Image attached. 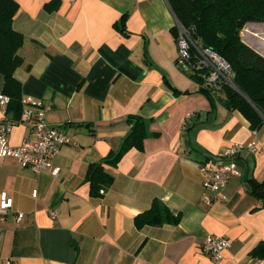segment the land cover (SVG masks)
<instances>
[{"label": "crops", "instance_id": "1", "mask_svg": "<svg viewBox=\"0 0 264 264\" xmlns=\"http://www.w3.org/2000/svg\"><path fill=\"white\" fill-rule=\"evenodd\" d=\"M15 1L21 99L49 105L46 123L70 143L51 160L57 176L0 158V203L12 204L0 264H264L251 255L264 243V207L248 185L264 181V125L254 134L221 90L202 92L177 64L167 0H54L49 10L53 0ZM240 36L264 57V23H247ZM3 84L0 74V94ZM134 116L147 122V137L103 165L113 182L91 197L89 168L120 150ZM7 124L11 145L34 139L20 113L0 110V128ZM237 146L227 200L205 205L199 166ZM154 202L170 221L137 228L135 217ZM209 235L231 241L218 263L202 250Z\"/></svg>", "mask_w": 264, "mask_h": 264}, {"label": "trees", "instance_id": "2", "mask_svg": "<svg viewBox=\"0 0 264 264\" xmlns=\"http://www.w3.org/2000/svg\"><path fill=\"white\" fill-rule=\"evenodd\" d=\"M45 5L49 10L54 3ZM172 13L182 27L191 32L194 40L212 49L226 60L233 71L236 89L223 86V105L238 111L255 130L264 125V57L244 44L240 33L247 23H264V0H167ZM18 10L15 0H0V74L4 78L2 94L10 98L5 113L21 114V85L14 77L21 65L17 50L23 42L22 36L13 29V18ZM177 37V29L173 28ZM187 68V67H185ZM191 77L202 86V77L192 73ZM209 89L202 87L208 94ZM132 128L124 139L120 150L111 154L101 164H93L87 173L90 196L100 197V190H107L113 177L103 169V165H115L123 154L132 147L140 148L147 137V122L131 117ZM249 194L264 207V181L249 180ZM163 217H170L166 207L154 202L145 212L134 219L135 226H161ZM170 221V220H169ZM178 222V217L172 219ZM253 257L264 258V243L258 244L251 252Z\"/></svg>", "mask_w": 264, "mask_h": 264}, {"label": "built area", "instance_id": "3", "mask_svg": "<svg viewBox=\"0 0 264 264\" xmlns=\"http://www.w3.org/2000/svg\"><path fill=\"white\" fill-rule=\"evenodd\" d=\"M174 15V14H173ZM177 64L185 66L191 73H197L202 77V87L219 91L227 85L236 89L233 82V71L230 64L212 49L205 47L194 40L191 32L177 21ZM10 98L0 94V110L5 113ZM50 106L30 98L21 99V118L32 122L34 139L21 143L18 146L10 144L7 134L11 125L0 128V158L14 159L21 167L30 169L34 173L50 171L57 176L58 169L53 168L51 160L59 153L62 146L69 144L70 139L59 129L51 127L45 121V114ZM256 134V130L254 131ZM257 142L251 141L248 148L251 152L256 150ZM241 147L228 149L218 157L213 158L199 166L202 187V201L211 206L227 200L225 194L226 185L231 177L239 176V171L234 167ZM11 201L3 198L0 203V230L2 223L11 209ZM54 217L55 213L52 212ZM23 213L16 214V220L20 221ZM231 245L228 238L209 235L202 242V250L209 255L215 263L222 258V253ZM7 264H12L8 261Z\"/></svg>", "mask_w": 264, "mask_h": 264}, {"label": "water", "instance_id": "4", "mask_svg": "<svg viewBox=\"0 0 264 264\" xmlns=\"http://www.w3.org/2000/svg\"><path fill=\"white\" fill-rule=\"evenodd\" d=\"M237 90V89H236Z\"/></svg>", "mask_w": 264, "mask_h": 264}]
</instances>
